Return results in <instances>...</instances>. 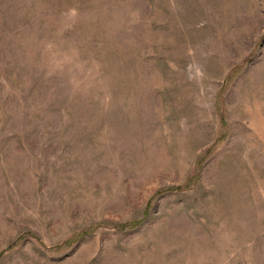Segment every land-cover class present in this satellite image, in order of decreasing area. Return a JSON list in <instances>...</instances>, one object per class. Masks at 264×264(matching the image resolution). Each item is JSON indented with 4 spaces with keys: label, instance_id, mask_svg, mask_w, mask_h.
I'll return each mask as SVG.
<instances>
[{
    "label": "rangeland",
    "instance_id": "1",
    "mask_svg": "<svg viewBox=\"0 0 264 264\" xmlns=\"http://www.w3.org/2000/svg\"><path fill=\"white\" fill-rule=\"evenodd\" d=\"M0 264H264V0H0Z\"/></svg>",
    "mask_w": 264,
    "mask_h": 264
}]
</instances>
